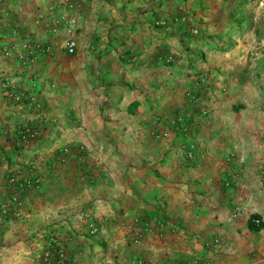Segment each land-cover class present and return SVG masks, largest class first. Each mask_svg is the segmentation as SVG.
Returning a JSON list of instances; mask_svg holds the SVG:
<instances>
[{
    "label": "crops",
    "instance_id": "1",
    "mask_svg": "<svg viewBox=\"0 0 264 264\" xmlns=\"http://www.w3.org/2000/svg\"><path fill=\"white\" fill-rule=\"evenodd\" d=\"M31 167L0 264H264V0H0V202Z\"/></svg>",
    "mask_w": 264,
    "mask_h": 264
},
{
    "label": "built area",
    "instance_id": "2",
    "mask_svg": "<svg viewBox=\"0 0 264 264\" xmlns=\"http://www.w3.org/2000/svg\"><path fill=\"white\" fill-rule=\"evenodd\" d=\"M157 24L164 25L165 27H168L170 22L168 18L162 17L156 21ZM196 32V30H194ZM24 46L28 47V44H24ZM37 49H40V45L34 46ZM75 47V41L72 39H69L66 42V50L68 53L72 54L74 52ZM23 94H18L17 98H21ZM26 133H28V130H26ZM66 151V149H65ZM7 189L4 195L3 200L0 202V218L6 216L8 213L15 210L16 207H18L21 203L22 195L24 191L29 188L30 186L34 185V183L28 179L27 177H21L18 176L15 173L10 174L7 177ZM254 222L258 224L260 220L258 218H254ZM89 231L91 233H94L96 231V227L94 223H90ZM215 243L218 245V240H214ZM137 264H144L143 261H139ZM195 264H208V262L205 263H195Z\"/></svg>",
    "mask_w": 264,
    "mask_h": 264
},
{
    "label": "trees",
    "instance_id": "3",
    "mask_svg": "<svg viewBox=\"0 0 264 264\" xmlns=\"http://www.w3.org/2000/svg\"><path fill=\"white\" fill-rule=\"evenodd\" d=\"M34 168L31 167V169L29 168L27 171V178L30 179L33 183H36L37 181L35 180L37 178V176L34 174Z\"/></svg>",
    "mask_w": 264,
    "mask_h": 264
},
{
    "label": "rangeland",
    "instance_id": "4",
    "mask_svg": "<svg viewBox=\"0 0 264 264\" xmlns=\"http://www.w3.org/2000/svg\"><path fill=\"white\" fill-rule=\"evenodd\" d=\"M65 47H66V45H65ZM67 51V50H66Z\"/></svg>",
    "mask_w": 264,
    "mask_h": 264
}]
</instances>
